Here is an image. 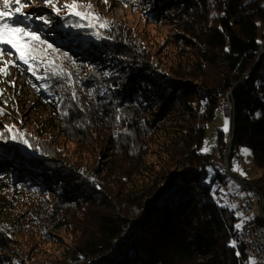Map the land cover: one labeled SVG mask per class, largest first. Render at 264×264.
<instances>
[{
	"label": "trees",
	"instance_id": "obj_1",
	"mask_svg": "<svg viewBox=\"0 0 264 264\" xmlns=\"http://www.w3.org/2000/svg\"><path fill=\"white\" fill-rule=\"evenodd\" d=\"M114 1L145 26L68 15L79 54L41 36L57 74L35 69L50 102L28 144L0 139V264H247L226 148L200 146L232 90L229 168L248 147L261 173L242 188L264 201V0H173L172 32L167 6Z\"/></svg>",
	"mask_w": 264,
	"mask_h": 264
},
{
	"label": "rangeland",
	"instance_id": "obj_2",
	"mask_svg": "<svg viewBox=\"0 0 264 264\" xmlns=\"http://www.w3.org/2000/svg\"><path fill=\"white\" fill-rule=\"evenodd\" d=\"M25 2H29V0H25ZM54 2L61 7V12L59 14L53 11L50 6L46 5L44 0H31V6L25 8L24 12L33 17V19L30 22H25V26L30 23L33 30L39 31L42 37L53 41L58 46H67L70 50L74 51V54H79V52L75 51L76 46H74V44H76L74 42L77 41L78 38L72 34V31H76L64 26L62 23L64 17L68 16L65 15L68 10L63 8V5L66 3L70 4L73 0H54ZM154 2L157 5L156 8H160L161 12H164L163 7L167 6L168 9L164 19H162L163 23L156 26V28L161 32H167L169 30L172 32L173 29L170 24L172 14L170 12H172L174 8L173 0H154ZM79 3L82 5V10L85 11L87 10V4L90 3L92 6L91 12L98 14L102 19L107 17L121 19L137 29H141L145 26V21L141 17L139 11L132 6L117 4L114 0H79ZM2 6L3 0H0V7ZM12 7L14 9L15 5L13 4ZM37 16L47 17L51 20V24L44 25L43 21L35 19ZM88 22L90 24L89 20ZM84 39L85 37L82 36V40L77 42L81 43ZM11 51L14 52V50ZM9 59L14 60L15 64L8 66L7 75L0 73V113H2L0 114V132H7L5 126H14L13 131L23 137V131L30 135L31 130L37 127L36 124L41 122L46 116L49 111L42 102L48 103L50 101L46 100L44 98L45 95L41 93L42 88L40 80L37 79L38 75H33L32 72H29L27 70L28 65L16 59L15 54L13 56H4L3 59L0 60V67H3L4 61ZM229 94L230 92L221 96L220 106L214 109L213 118L205 125V132L200 146L201 151L205 147L210 149L213 145H220L219 142L221 140V144L227 148L230 112H227L224 107L225 103L223 104L222 101ZM225 118L228 120L227 132L224 131L223 127ZM7 135L11 136V133L7 132ZM242 149H248L250 154L242 152ZM239 159L242 166L238 165ZM230 164V172L224 177V192H231L237 196L249 195V193H251L250 196L255 197L251 189H243L238 182L241 177L255 178L261 173L254 162L251 150L248 147H242L232 156ZM10 173L11 172H9V174ZM209 174H211L210 171ZM252 259L255 260L254 258ZM247 264H250V258L247 259Z\"/></svg>",
	"mask_w": 264,
	"mask_h": 264
},
{
	"label": "snow or ice",
	"instance_id": "obj_3",
	"mask_svg": "<svg viewBox=\"0 0 264 264\" xmlns=\"http://www.w3.org/2000/svg\"><path fill=\"white\" fill-rule=\"evenodd\" d=\"M44 3L50 6L57 14L61 12V7H59L54 0H44ZM13 4L15 5L14 9L12 7ZM29 6H31V0H29V2H25V0H3V6L0 7V60L6 55L13 56L15 54L16 59L28 65L27 70L32 72L33 75H37L35 69L40 65L52 66V74L56 75L55 61L49 57L51 53L58 52V49L54 48L47 40L42 39L40 32L33 30L30 23L25 26V22H30L33 19V17L24 12V9ZM91 7L89 3L86 6L87 10H82V5L79 3V0H73L72 3L63 5V8L68 10L65 15H75L77 17L99 21L100 18L98 14L91 12ZM35 19L43 21L44 25L51 24V20L45 16H37ZM108 24V21H103L100 22L99 27L105 28ZM73 26L77 28L81 27L79 23ZM9 49L14 50V52ZM64 55L66 56L67 54ZM14 64L15 61L12 59L4 61V66L0 67V73L7 75L8 66ZM46 70H48L47 67ZM105 75H109V73H105ZM42 78L41 76H37V79ZM44 87H47V85H44ZM73 99H75V95H73ZM223 127L224 131L227 132V118H225ZM5 128L7 132L12 134L8 137L4 133H0V139H20L22 143L28 144V141L23 139L22 135L13 131L14 126H5ZM202 151L207 152L209 148L205 147ZM241 151L250 154L248 149H242ZM249 195H251V193H249ZM231 207L235 208V205H231ZM236 215L241 216L242 214L237 212ZM235 227L240 229L242 227V222L237 223ZM230 246L235 247L236 241H230ZM237 255H239V253H237ZM250 264H256V261L250 258Z\"/></svg>",
	"mask_w": 264,
	"mask_h": 264
},
{
	"label": "bare ground",
	"instance_id": "obj_4",
	"mask_svg": "<svg viewBox=\"0 0 264 264\" xmlns=\"http://www.w3.org/2000/svg\"><path fill=\"white\" fill-rule=\"evenodd\" d=\"M202 107H204V105L202 104ZM203 110H201L200 112H202ZM228 111L230 112V117H231V111H232V105H231V100L230 98H228ZM230 136V135H229ZM229 136H228V140L227 143L229 141ZM227 147V145H226ZM237 149H239V147H237ZM211 150V148L209 149V151ZM240 160V159H239ZM238 165L242 166L241 161H238ZM222 173L224 176H227L229 174V172H227V170H223L222 169ZM239 184H241L242 187H244V182L238 180ZM214 187H221V184L218 181H214L212 184ZM224 188V187H223ZM229 194H234L231 192H226ZM255 197L250 198V195H242V198H250V205L252 208V211H248L247 213V221L249 222V224L252 227H257L260 230H264V216L262 213H260V203H262V207L264 208V201L262 200V198L256 193L254 194ZM220 203L224 204L226 206H228L232 211L233 214L238 217L239 219V223L242 222V227L240 228V232L243 233L244 231V217H243V213L239 212V206L235 205V208H232L231 205H234L233 201L230 199L229 195H225L224 196V200L220 198ZM239 212L242 215L241 216H237L236 213ZM250 218V219H248ZM242 244H243V250H244V254L245 257L247 259L249 258H254L257 261V254L254 251V246L248 243H244V238L242 237ZM260 259H261V264H264V243L261 244L260 246ZM258 264V263H257Z\"/></svg>",
	"mask_w": 264,
	"mask_h": 264
},
{
	"label": "built area",
	"instance_id": "obj_5",
	"mask_svg": "<svg viewBox=\"0 0 264 264\" xmlns=\"http://www.w3.org/2000/svg\"><path fill=\"white\" fill-rule=\"evenodd\" d=\"M230 96L227 95L222 103L225 105L224 107L226 108L227 112L228 111V98ZM230 139V136H229ZM217 151V146H213L211 147L210 152L211 153H215ZM240 161V160H238ZM223 170H227L225 169V166L223 165L222 167ZM228 172V170H227ZM252 190V189H251ZM254 194H256V192L254 190H252ZM225 195H229L230 199L233 201L234 205L239 206V212L243 213V217H244V231L243 233H241L242 237L244 238V243H248L254 246V251L257 254V263L261 264V259H260V246L262 243H264V230H260L257 227H252L249 222L247 221V213L248 211H252L251 205H250V198H242V195H235V194H229L226 193ZM260 213L263 214L264 216V208L262 207V203H260Z\"/></svg>",
	"mask_w": 264,
	"mask_h": 264
},
{
	"label": "water",
	"instance_id": "obj_6",
	"mask_svg": "<svg viewBox=\"0 0 264 264\" xmlns=\"http://www.w3.org/2000/svg\"><path fill=\"white\" fill-rule=\"evenodd\" d=\"M264 54V47H262V49L260 50L259 52V55H258V59L261 58V56ZM243 82V80L241 82H239V84L236 85V87H238L241 83ZM231 93H232V90L230 91V96H231ZM231 105H232V111H231V117H230V122H231V127H230V130H233V126H234V102L231 101ZM232 143L233 141L231 140V136H230V139H229V142L227 143V148H226V154H225V159H224V166H225V169L229 171V157H230V153H231V148H232ZM252 190H255L254 188Z\"/></svg>",
	"mask_w": 264,
	"mask_h": 264
},
{
	"label": "crops",
	"instance_id": "obj_7",
	"mask_svg": "<svg viewBox=\"0 0 264 264\" xmlns=\"http://www.w3.org/2000/svg\"><path fill=\"white\" fill-rule=\"evenodd\" d=\"M213 146H215V145H213ZM211 147V146H210Z\"/></svg>",
	"mask_w": 264,
	"mask_h": 264
}]
</instances>
